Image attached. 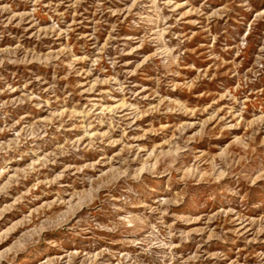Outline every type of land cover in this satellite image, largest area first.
Wrapping results in <instances>:
<instances>
[{
  "label": "rangeland",
  "instance_id": "rangeland-1",
  "mask_svg": "<svg viewBox=\"0 0 264 264\" xmlns=\"http://www.w3.org/2000/svg\"><path fill=\"white\" fill-rule=\"evenodd\" d=\"M0 264H264V0H0Z\"/></svg>",
  "mask_w": 264,
  "mask_h": 264
}]
</instances>
